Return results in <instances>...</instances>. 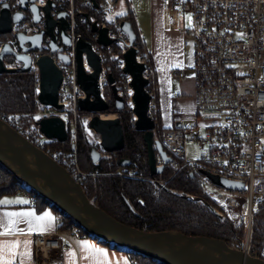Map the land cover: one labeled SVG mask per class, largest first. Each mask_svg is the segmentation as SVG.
<instances>
[{
    "label": "built area",
    "instance_id": "obj_1",
    "mask_svg": "<svg viewBox=\"0 0 264 264\" xmlns=\"http://www.w3.org/2000/svg\"><path fill=\"white\" fill-rule=\"evenodd\" d=\"M9 1H1L0 6ZM46 1L37 0L36 4L44 6ZM56 1L58 6L51 11L53 17L56 16L57 9L62 10L63 3L69 1L66 12L69 14L68 34L71 36L72 45L63 47L60 51H52L49 38L46 37L40 51L34 50L28 54L32 57L30 71L36 72L38 76L36 61L41 55L51 57L62 71L63 78L58 90L61 108L39 104V111L32 114L34 118L27 122L20 115L2 111L0 118L66 170L69 168L71 175L77 180L84 176L79 170L77 157V113L84 112H80L77 106L78 101L85 98V93L77 84L76 40L81 38L91 42L92 51L100 58L101 72L97 80L100 97L109 106L114 105L112 88L118 87L117 95L125 99L124 109L131 112L133 125L137 117L132 112L133 89L130 85L131 76L124 72V54L131 47L138 51L136 60L146 64L147 68L143 72L149 83L146 91L151 97L147 112L157 129L154 68L143 42L135 39L131 43L128 34L120 26L123 20L114 17L117 0H112L107 6L101 4V16L89 18V34L77 32L76 18L83 14V6L90 5L93 1ZM13 5L17 7L19 1L16 0ZM162 5L167 10H180L185 16L187 34L192 40L193 62L190 66L177 70L176 76L184 78L187 70L192 71L195 118L201 122L216 120L211 125L204 123L163 128L159 140L167 155L172 157V161L166 165H174V161H180V167L187 168L198 178L204 184L208 196L237 221L245 209L246 201L249 204L247 217L250 221L253 204L264 201V0H162ZM170 17L174 18L173 14ZM92 24L107 29V38L112 43L105 45L97 41L98 33L92 31ZM42 26L43 22H40L31 32H39ZM55 32L59 34L60 28L56 27ZM8 36L10 37L0 38V51L8 43L18 52L19 45L13 32ZM57 42L62 46L59 38ZM59 53L70 59L69 65L58 56ZM5 66L13 68L19 66V63L16 60L9 63L6 59ZM83 67L87 72L93 71L85 55ZM109 75H112L113 83H109ZM36 86L38 95V82ZM107 111L102 112L101 116L110 115ZM57 115L63 118L68 130L67 140L71 144L69 152L62 153L60 148L55 147L56 140L46 138L38 126L41 118ZM189 147H194L196 157H190ZM156 161L157 167L164 163L160 156H157ZM204 171L218 174L230 181L241 182L244 187L242 191L227 190L211 182ZM135 173L136 171L131 170L127 176ZM149 180L158 190L166 182ZM15 193L25 197L30 205L37 202V193L24 184ZM239 196L244 201L233 199ZM64 222L65 216L60 214L53 231L31 235L33 264H64V252L74 246L76 239L92 238L76 223L63 227ZM245 251L249 253V241L245 245ZM258 253L259 258L264 259V241Z\"/></svg>",
    "mask_w": 264,
    "mask_h": 264
},
{
    "label": "water",
    "instance_id": "obj_2",
    "mask_svg": "<svg viewBox=\"0 0 264 264\" xmlns=\"http://www.w3.org/2000/svg\"><path fill=\"white\" fill-rule=\"evenodd\" d=\"M15 7L12 2H3L0 6V35L12 34L19 45V51L5 43L0 51V74L23 72L31 70L32 57L29 52L41 50L42 41L48 37L52 51L61 50L72 45L71 36L68 34L70 23L68 13L57 9L53 17L51 11L57 8L56 0H47L46 5L38 6L37 0H18ZM93 3L95 1L93 0ZM43 22L39 32H31L35 25ZM122 30L128 34L131 43L136 40V33L129 20L120 23ZM60 28L59 34L55 32ZM92 31L98 33L102 44L112 43L107 38V29L91 25ZM58 38L62 46L57 42ZM84 55L93 72L84 70ZM138 51L130 48L124 54V72L131 76L130 85L134 91L132 112L137 116L134 127L143 133L148 155V169L152 176L160 174L163 167L172 161L167 155L161 141L154 138L156 126L154 120L148 116V105L151 100L146 86L148 80L143 76L147 69L146 64L136 60ZM69 65L67 56L58 54ZM76 78L77 84L85 93V98L78 101V110L94 114L89 127L99 135L100 149L92 148L90 157L98 163L104 154L114 153L124 148V133L119 117L104 119L101 113L109 109V103L100 97L97 84L101 72L100 58L91 49V42L81 38L75 43ZM13 59L19 66L8 68L6 59ZM39 71L37 100L40 105H50L55 109L61 108L58 100V90L63 78L62 71L54 64L48 55H41L36 61ZM109 83H113L109 75ZM118 87L112 88L114 108L121 111L125 108V99L117 95ZM182 126L180 122L175 124ZM38 126L46 138L57 142H65L68 130L63 118L60 116L43 117L38 121ZM155 145V147H154ZM157 156L163 160V165L157 167ZM3 164L17 179L27 187H31L40 197L47 199L59 211L69 216L78 226L92 238L99 242H107L113 247L120 248L129 254H136L151 258L162 264H264V259L252 256L245 251V245L232 248L222 239L203 236H187L179 231H144L129 227L102 211L97 204L87 198L83 187L59 162L51 158L46 152L37 148L24 136L13 130L0 118V164ZM129 160L120 161L121 166H127ZM204 174L215 185L227 190L242 191L241 182L230 181L220 175L208 171ZM210 210L221 216L212 206ZM248 239V238H247ZM248 243V242H247Z\"/></svg>",
    "mask_w": 264,
    "mask_h": 264
},
{
    "label": "trees",
    "instance_id": "obj_3",
    "mask_svg": "<svg viewBox=\"0 0 264 264\" xmlns=\"http://www.w3.org/2000/svg\"><path fill=\"white\" fill-rule=\"evenodd\" d=\"M81 2L83 0H76ZM93 1V0H92ZM83 6L81 15L76 18L77 32L89 34V18L100 17L99 10L101 0ZM14 4L16 0H10ZM69 1L63 3L62 10H67ZM136 33V40L140 43L137 26L130 16L127 17ZM10 37L0 35V38ZM151 61V59H150ZM12 63L13 59L8 58ZM36 72L28 71L0 74V111L8 114L20 115L24 120L38 112ZM155 90V89H154ZM156 97V92H155ZM157 104V130L155 139L159 140L163 130L160 126V111ZM119 113L121 126L123 127L125 146L114 153L102 157L96 164L90 157L94 146L87 141L85 133L80 130L77 135V157L79 170L84 173L77 179L83 187L89 200L97 204L99 208L112 216L115 220L144 231H179L187 236H207L222 239L232 248V242L245 244V232L248 224L242 221L240 224L232 223L225 212L217 205L205 191L204 184L185 167H180V161H174V165H166L160 174L152 176L148 169V155L146 142L143 141V133L136 130L132 124L127 109L117 111L111 104L107 113ZM161 127V128H160ZM55 147L65 152L71 150L69 139L65 142L55 141ZM98 150L100 147L98 146ZM129 160L127 166H121L120 161ZM135 174L127 176L129 171ZM67 171L72 174L69 168ZM149 179L157 182L166 181L158 190ZM16 176L13 175L2 163L0 164V196L15 193L22 187ZM36 206L38 209L50 204L47 199L37 194ZM212 206L221 216L215 215L209 208ZM54 207V206H53ZM58 216H65L63 227L75 222L63 212L54 207ZM251 233L249 253L260 257L258 251L264 237V206L258 207L251 219ZM136 259L137 264H160L151 258H145L136 254H130ZM164 264V263H162Z\"/></svg>",
    "mask_w": 264,
    "mask_h": 264
},
{
    "label": "crops",
    "instance_id": "obj_4",
    "mask_svg": "<svg viewBox=\"0 0 264 264\" xmlns=\"http://www.w3.org/2000/svg\"><path fill=\"white\" fill-rule=\"evenodd\" d=\"M141 4L145 3L144 10L140 11L139 16L135 14V11L131 10L128 7V12L122 16H115L122 20H128L127 17H131L134 20V25L137 26L138 33L140 35V31L142 27L140 26L141 22L139 20L145 19L148 26V37L151 40V45L148 48L146 43L141 40L144 44V48L147 54L151 59L150 63L152 68H154V89L156 92L157 102H158V109L160 113V126L163 128H171L176 126L175 124L181 118H184L188 122H194L192 124L187 123V125H202L204 124L201 121L196 120V110L194 108V97L192 96V92L189 93L188 96L192 100L193 110L192 112H185L184 115L179 113L176 110L175 104L180 102H184L185 100L183 97L184 95H179L181 97L175 98L171 97V91H169V80H168V73L169 71L175 70L176 66H174V62H170L171 64L167 63L166 56L167 52L171 49L176 50L177 59L178 60V67L177 70L185 68L186 66H190L193 62V53H192V40L189 38L186 30V24L184 26H178L175 24V18H168L165 19L159 14V7L162 6V1L159 2V7L156 5L155 0H138ZM119 0L116 1V4ZM101 4L103 5V0H101ZM100 4V5H101ZM107 4V3H106ZM164 8V7H163ZM166 9V8H164ZM167 10V9H166ZM117 11L115 5V12ZM139 22V23H138ZM147 31V30H146ZM190 62V65L188 64ZM177 72V71H176ZM188 72L191 70H187L185 77ZM176 75V73H175ZM177 77V76H176ZM184 77V78H185ZM178 78V79H184ZM178 96V95H177ZM172 113V120L167 119L168 115ZM175 118H174V117ZM182 125V124H181ZM0 200H26L25 197L17 193H9L3 194L0 196ZM6 212H32L34 216H41L43 213L47 212L53 217L52 227H47V221L44 222L45 231H53L55 229V223L58 218L57 210L51 205L46 204L42 208L38 209L36 204L30 205L28 204H7V205H0V222L6 223L3 214ZM25 218H21L23 221ZM32 219V218H26ZM33 226H35V221H33ZM17 229H24L26 234H13L9 236H0V248L3 247L5 243H11L19 241V246L15 249L16 255L15 257H11L9 255H4V260L11 259L12 264H33V245L31 244V235L34 233H40L38 231H34L31 234H27V229L29 225L25 222H21L15 225ZM0 231H3V228L0 227ZM30 241L27 248L24 247V242ZM87 244L90 246L91 249H101L103 250L107 256L106 261L105 258L96 257L95 259L85 250L82 249L81 245ZM28 252L30 253L29 256L25 257L21 255V253ZM73 253V257H69V253ZM88 256V259L84 257ZM64 264H137L136 259L130 256L129 253L125 252L120 248L113 247L112 245H105L95 238H84V239H76L74 242V246L68 248L64 252ZM0 264H3V261H0Z\"/></svg>",
    "mask_w": 264,
    "mask_h": 264
},
{
    "label": "rangeland",
    "instance_id": "obj_5",
    "mask_svg": "<svg viewBox=\"0 0 264 264\" xmlns=\"http://www.w3.org/2000/svg\"><path fill=\"white\" fill-rule=\"evenodd\" d=\"M1 1H3V0H0V2ZM111 1L112 0H103V5L107 6ZM160 1H162V0H155L156 5L158 7H159L158 4H159ZM141 3L138 0H119V2L116 4L117 11L114 14V17L115 16H119V17L124 16L128 12L127 11L128 10V7L131 10L135 11V14L137 16L141 15L140 14V11L142 12V10H144V7H145V3H143V4H141ZM158 10H159V14L161 16L163 15L162 17H164L165 19L170 18V15L173 14V16L175 18L174 19L175 20V24H177L178 26H184L185 16L183 15V13L180 10H166V9L163 8V5L160 6ZM139 21L141 22L140 26L142 27V30L140 31L139 37H140L141 40L144 41V43H146L147 47L149 48L150 45H151V40H149L148 33H147L148 32V26L146 25L147 22H145L146 21L145 19H141ZM175 51L176 50L171 49L169 52H167L168 54L166 56L167 63L171 64L170 62H174L173 65L176 66L175 67L176 68L175 70H172L171 69L169 71V73H168V80H169V83L168 84H169V87H170L169 91H171V97L178 98V97H181L179 95L186 96V95H188L189 93L192 92V89H193V92L191 94L193 96V94H194V82H193V75H192V73L191 72H188L187 75H186V77L184 79H178L176 77V75H175V73L177 71V67L179 65V63H178V60L179 59H177V53H175ZM188 64L190 65V62ZM183 99L185 100L184 102H180L178 104H175L176 110L179 111V113H181L182 115H184L185 112L186 113L187 112H192V110H193V104H192L193 102H192V100L188 96L183 97ZM39 108L40 107L38 105V110H39ZM77 114H78L77 115V128H78V132L80 130H82L85 133V135H86L87 141L90 142L94 146V148L97 149L98 146L100 147V142H99V139L100 138H99V135L97 133H95V131L92 128L89 127V121H90L91 117L94 114L87 113V112L86 113H77ZM110 115H115V117L116 116L119 117V114L117 115L116 113H110ZM30 118L33 119L34 118L33 115H30L29 116V119ZM64 119L67 122V118L64 117ZM167 119L168 120L169 119L172 120V113H170V111H169V115H168ZM24 121L27 122V120H24ZM177 121H181V124L184 125V126H187V123H189V124L194 123V122H188L184 118H181L180 120H177ZM202 122L204 123V121H202ZM215 122H216V120H207V121H205V123L208 124V125H211L212 123H215ZM156 130H155L154 133L155 134L159 133V130L160 129L158 130L157 133H156ZM61 151H62V153H64L66 150L62 149ZM188 154L190 155L191 158L196 157L194 147H189L188 148ZM103 156L109 157V156H107V154L106 155L104 154ZM233 199L234 200H240V202L244 201L243 200V197H241V196H239V198H233ZM262 206H264V201L263 200H261L260 203H258V204H253V206H252V217H253L254 212L257 211V208L258 207H262ZM248 209H249V204L245 201V209L242 211V215H240V219L238 221L235 220V217L231 218L230 217V213H228L227 211H224L222 209L225 212L227 218L232 223H234V224H240L242 221H245V224L246 223L248 224V230H246L245 236H244L245 244H247L248 241H249V244H250L249 237H250V233H251V224H250L251 223V220L248 223V217H247V215L249 213V210ZM86 238H89V237H86ZM263 241H264V239H263ZM101 243H103L105 245H109V243H107V242H101ZM232 246L235 247V248H239L240 247V243L239 242L237 243V242L234 241V242H232ZM249 251H250V249H249Z\"/></svg>",
    "mask_w": 264,
    "mask_h": 264
},
{
    "label": "snow or ice",
    "instance_id": "obj_6",
    "mask_svg": "<svg viewBox=\"0 0 264 264\" xmlns=\"http://www.w3.org/2000/svg\"><path fill=\"white\" fill-rule=\"evenodd\" d=\"M191 18L189 17V20ZM38 119V117H37ZM28 204V201L26 200H0V205H7V204ZM4 219L6 220V223L0 222V227L3 228V231H0V236H9L13 234H26L24 229H17L15 225L25 222L29 225L27 229V234H31L34 231H38L43 233L45 231V225L44 222L47 221V227L51 228L53 223V217L45 212L41 216H34L32 212H6L3 214ZM23 219V221L21 220ZM26 218H32V219H26ZM33 221H35V226H33ZM30 241L24 242V247L27 248ZM20 242H11V243H5L2 248H0V261H3V264H12V260H4V255H9L11 257H15L16 252L15 249L19 246ZM82 249L87 251L94 259L96 257L105 258L107 254L101 250V249H91L90 246L87 244L81 245ZM21 255L27 257L30 255L28 252L21 253ZM69 257H73V253L68 254ZM85 259H88L89 257H84ZM126 264V262H125Z\"/></svg>",
    "mask_w": 264,
    "mask_h": 264
},
{
    "label": "bare ground",
    "instance_id": "obj_7",
    "mask_svg": "<svg viewBox=\"0 0 264 264\" xmlns=\"http://www.w3.org/2000/svg\"><path fill=\"white\" fill-rule=\"evenodd\" d=\"M93 72V71H92ZM133 93H134V91H133ZM134 108V107H133ZM137 117V116H136ZM102 118H104V119H114L115 118V115H105V114H103L102 115ZM100 142V141H99ZM106 155V154H105ZM108 156V155H107ZM250 221H249V219H248V223H249ZM97 240V239H96ZM112 245V244H111Z\"/></svg>",
    "mask_w": 264,
    "mask_h": 264
}]
</instances>
